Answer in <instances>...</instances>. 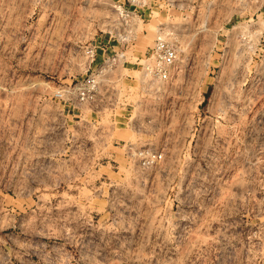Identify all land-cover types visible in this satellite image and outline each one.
<instances>
[{
	"label": "rangeland",
	"instance_id": "374dc122",
	"mask_svg": "<svg viewBox=\"0 0 264 264\" xmlns=\"http://www.w3.org/2000/svg\"><path fill=\"white\" fill-rule=\"evenodd\" d=\"M158 26L177 57L162 82L133 66L134 132L106 168L63 162L59 94L107 90ZM0 264H264V3L0 0Z\"/></svg>",
	"mask_w": 264,
	"mask_h": 264
},
{
	"label": "crops",
	"instance_id": "0c3cea01",
	"mask_svg": "<svg viewBox=\"0 0 264 264\" xmlns=\"http://www.w3.org/2000/svg\"><path fill=\"white\" fill-rule=\"evenodd\" d=\"M133 66L137 69V65L130 62L116 64L108 73L107 90L99 92L94 103H59L64 121H72L79 138L74 150L65 145L61 147L59 154L63 162L78 160L80 164L85 163L90 171L89 164L103 163L99 166L105 167L121 150L119 142L134 132L127 125L125 111L128 103L124 100L127 92H123L127 82L134 79L131 74L135 70ZM86 144H90L89 147Z\"/></svg>",
	"mask_w": 264,
	"mask_h": 264
},
{
	"label": "built area",
	"instance_id": "2783aa9c",
	"mask_svg": "<svg viewBox=\"0 0 264 264\" xmlns=\"http://www.w3.org/2000/svg\"><path fill=\"white\" fill-rule=\"evenodd\" d=\"M264 3V0H259ZM248 22V20H247ZM122 30L124 31L123 39L127 41H132L137 33V26L135 24L134 18L129 15L128 12L124 14L121 19ZM245 23H234L231 25V29L243 27ZM245 33V32H244ZM251 34L256 37L260 36V31L257 29H252ZM118 35V34H117ZM241 35V34H240ZM91 51V50H90ZM124 57V52L113 55L110 58V66L114 65V61L117 58ZM177 57V50L175 46L166 39V31L161 26H158L151 44L147 47L144 55L136 61V65L141 73L142 77H148L149 81H165L169 77L170 67L174 63ZM65 93L66 97L63 96ZM60 93L62 99L65 101H72L78 104H91L96 100L98 94V84L95 77L91 74L84 76L82 79L74 82L72 86ZM141 154V153H140ZM161 153L146 151L142 158H144L145 163H151L154 160L160 159Z\"/></svg>",
	"mask_w": 264,
	"mask_h": 264
}]
</instances>
